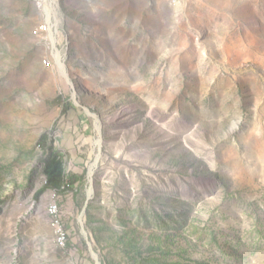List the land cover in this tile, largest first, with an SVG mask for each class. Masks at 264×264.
<instances>
[{
  "label": "rangeland",
  "instance_id": "1",
  "mask_svg": "<svg viewBox=\"0 0 264 264\" xmlns=\"http://www.w3.org/2000/svg\"><path fill=\"white\" fill-rule=\"evenodd\" d=\"M0 264H264V0H0Z\"/></svg>",
  "mask_w": 264,
  "mask_h": 264
},
{
  "label": "trees",
  "instance_id": "2",
  "mask_svg": "<svg viewBox=\"0 0 264 264\" xmlns=\"http://www.w3.org/2000/svg\"><path fill=\"white\" fill-rule=\"evenodd\" d=\"M61 101L60 98H57L55 103L59 104ZM63 115L67 114L70 110V107L64 105ZM39 146L43 148L45 152H49L51 154L50 159L47 161L46 168L44 170V174L46 176V184L45 186L37 192L36 198H40L42 194H44L47 190H52L55 194L59 196H64L70 190L73 189V186L76 182V178L72 177L68 181L65 172V159L59 153L54 152L53 144H49V135L44 134L39 142Z\"/></svg>",
  "mask_w": 264,
  "mask_h": 264
},
{
  "label": "built area",
  "instance_id": "3",
  "mask_svg": "<svg viewBox=\"0 0 264 264\" xmlns=\"http://www.w3.org/2000/svg\"><path fill=\"white\" fill-rule=\"evenodd\" d=\"M51 1V0H50ZM185 0H181V3L184 2ZM41 3L43 4V7L47 5L48 0H41ZM53 28L51 26L50 22H46V35H44V41H49L53 35ZM56 205V224H57V230H59V237H60V246L61 248H65L67 246L68 242V236L67 233L64 229V226L61 222V217H60V208L57 202H54Z\"/></svg>",
  "mask_w": 264,
  "mask_h": 264
},
{
  "label": "bare ground",
  "instance_id": "4",
  "mask_svg": "<svg viewBox=\"0 0 264 264\" xmlns=\"http://www.w3.org/2000/svg\"><path fill=\"white\" fill-rule=\"evenodd\" d=\"M50 213L53 215L54 219H53V226L57 229V224H56V216L54 214H56V205H51L50 206ZM58 234H59V230Z\"/></svg>",
  "mask_w": 264,
  "mask_h": 264
}]
</instances>
